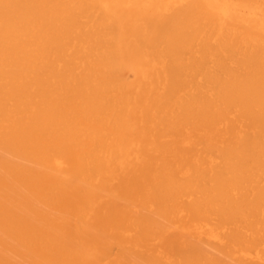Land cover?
Here are the masks:
<instances>
[{"label": "bare ground", "instance_id": "bare-ground-1", "mask_svg": "<svg viewBox=\"0 0 264 264\" xmlns=\"http://www.w3.org/2000/svg\"><path fill=\"white\" fill-rule=\"evenodd\" d=\"M0 264H264V0H0Z\"/></svg>", "mask_w": 264, "mask_h": 264}]
</instances>
